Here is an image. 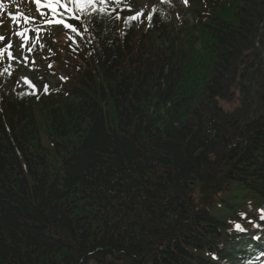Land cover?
<instances>
[{"label":"trees","instance_id":"obj_1","mask_svg":"<svg viewBox=\"0 0 264 264\" xmlns=\"http://www.w3.org/2000/svg\"><path fill=\"white\" fill-rule=\"evenodd\" d=\"M155 1L79 12L51 90L0 86V264L240 256L234 224L264 210V0Z\"/></svg>","mask_w":264,"mask_h":264},{"label":"rangeland","instance_id":"obj_2","mask_svg":"<svg viewBox=\"0 0 264 264\" xmlns=\"http://www.w3.org/2000/svg\"><path fill=\"white\" fill-rule=\"evenodd\" d=\"M18 1L12 0L10 8H0V66L2 60L6 58L3 64L6 68L5 72L8 71L9 74L0 82V86L9 91L16 89L18 92H23L30 90L32 81L37 85V89L40 88L38 77L45 73L47 67L45 49L50 47V52L57 54L58 49L66 47L69 41L62 31L55 32L53 29H48L45 36L41 32L34 31L36 36L33 37V25L35 22L39 23V19L37 15L30 14V7L25 4L26 1ZM123 2L134 15L146 13L152 5L151 0H123ZM13 6L15 8H12ZM4 9L9 15L21 14L23 17L10 18L2 12ZM16 32H19L21 37L17 38ZM38 44H40L37 48L39 52H32L30 48H36ZM43 45H45L44 49H42ZM58 72L63 75L61 71ZM12 75L14 77H11ZM45 77L48 81L45 90H50L57 83L58 77L53 72L45 74ZM234 108L235 105L231 109Z\"/></svg>","mask_w":264,"mask_h":264},{"label":"snow or ice","instance_id":"obj_3","mask_svg":"<svg viewBox=\"0 0 264 264\" xmlns=\"http://www.w3.org/2000/svg\"><path fill=\"white\" fill-rule=\"evenodd\" d=\"M71 2V0H70ZM37 3H39V0H37ZM57 5L60 7V8H64L65 10L69 11V12H72L73 11V7L75 8V10L77 12H80V13H84L86 7L88 6H92V0H74V3H73V7H68L66 4L64 3H61L60 0H55L54 3H49L48 4V7L51 8L52 12L55 14L56 11H57ZM105 12V9L104 8H100L99 9V13H104ZM97 13V14H99ZM136 17H129V20H135ZM149 20H151V17H149ZM63 21L61 20H56L55 23L59 24V23H62ZM65 27H71V25H68V24H65ZM73 31H75V29H73ZM264 211V210H262ZM236 228L238 230H242L241 228V225L239 223L236 224Z\"/></svg>","mask_w":264,"mask_h":264}]
</instances>
